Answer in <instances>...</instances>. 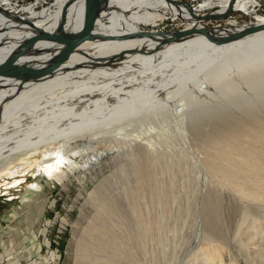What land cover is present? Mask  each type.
<instances>
[{
  "label": "rangeland",
  "instance_id": "374dc122",
  "mask_svg": "<svg viewBox=\"0 0 264 264\" xmlns=\"http://www.w3.org/2000/svg\"><path fill=\"white\" fill-rule=\"evenodd\" d=\"M8 1L15 6L13 9L25 7L16 15L21 19L13 21L27 26L25 20H33L29 17L31 12L36 14L49 8L53 12L58 0ZM163 1L167 6L155 10L161 17L154 22L139 23L138 30L164 32L174 26L178 27L176 29L192 26L188 19L193 15L187 7L182 6L186 11L179 13L170 7L175 4ZM178 1L191 4L198 15L217 12L220 8V5L214 4L196 9L199 3L208 0ZM144 11L152 10L142 8L137 13ZM106 13H109V5L101 15ZM184 14L188 15L187 19ZM261 19H264V4L257 3L250 6L248 12L233 9L221 19L197 23L199 26H222L232 30L258 24L263 22ZM59 24L60 21L56 28ZM137 38L152 39L138 36L130 39ZM9 39L10 34L6 33L3 40ZM139 53L146 54L142 51ZM212 64L202 67L195 75L185 76L175 89L158 93L153 101L165 99L180 104L183 100L190 105L193 98L188 89L193 82L197 85L208 82L205 85L206 88L210 86L209 97L193 104L195 110L186 116L185 128L190 148H183L176 140L174 152L181 155L187 164L192 162L196 152L205 149L214 151V148L226 143L264 152V62H255L247 68L236 65L233 71L229 69L220 74L215 70L220 64ZM206 71L207 76L203 75L206 78L203 80L201 75ZM232 78L236 79L227 85L228 79ZM216 83L221 85L218 87ZM153 97L150 94L145 100ZM157 106L150 104L148 110ZM61 140L0 158V264H73L76 242L70 247V254L67 253V246L73 222L78 219V240L80 238L84 245L85 254L90 258L100 257L104 262L107 258L113 259V236L117 235L116 231L121 225L126 228L131 223V210L132 216L135 210H149L152 219L157 220L149 240L147 264H206L205 257L209 260L212 258L210 262L213 263L210 264H218L219 260L222 264H264V251L261 256L250 251L252 245V249L264 247V191L258 187V183L264 181V172L253 173L244 185L249 190L262 189L259 191L260 199L240 196L212 172L206 173L209 177L207 182L204 181L206 187L196 192L191 170L181 173L177 165L168 167L165 158L134 157L132 150L108 142L98 144L85 156L75 155L74 163L70 162L51 178L43 173L41 162H52V155L48 152L44 155V151L50 147L56 149ZM112 153L114 156L110 158ZM94 156L97 163L84 171L86 161ZM82 174L85 176L82 177ZM252 224L255 225L254 229H250ZM93 225L104 226L101 237L96 229L89 230ZM159 225L161 229H158ZM179 234L182 244L176 258L173 257L174 248L179 243ZM97 237L102 238L103 242ZM210 246L211 251L208 249ZM217 246H221V249Z\"/></svg>",
  "mask_w": 264,
  "mask_h": 264
},
{
  "label": "bare ground",
  "instance_id": "6f19581e",
  "mask_svg": "<svg viewBox=\"0 0 264 264\" xmlns=\"http://www.w3.org/2000/svg\"><path fill=\"white\" fill-rule=\"evenodd\" d=\"M69 1L73 2L66 10L67 21L65 16L64 28L75 30L83 24L86 0ZM166 1L175 4L174 6L177 7L173 5L170 7L179 13L186 11L182 6L187 7L193 15V18L188 19L193 27H202L197 23L200 21L221 19L233 9L248 12L250 6L257 3L264 4V0H208L199 3L196 9L217 4L220 5L219 10L198 15L194 13L188 2ZM65 3L66 0L56 1L53 12L49 10L50 8L36 14L31 12L29 17L33 20H25L26 26L13 21L21 19L16 15L25 7L13 9L15 6L13 7L10 1L0 0V62L12 52L28 47L26 53L17 62L36 68L47 66L64 46L50 39L58 32L59 26L57 28L56 26ZM108 5L109 13L101 15ZM165 6L167 3L163 0H107L96 22V30L118 35L138 31L139 23L154 22L157 17H161V14L155 10ZM225 7L226 9L222 11ZM142 8L152 11L137 13ZM208 14L221 17L204 19ZM183 16L188 18V15ZM261 21L263 22L260 23H264V19ZM18 26L27 30L20 31L18 29L21 28H16ZM246 26L232 30L224 29L222 26L208 28H211L214 34L223 36ZM6 33L10 34L9 40H3ZM193 35L200 36L186 37L181 39L186 40L180 43L176 41L175 44L168 43L167 48L160 46L161 48L159 47L155 52L152 50L157 45L159 37L113 41L87 40L66 60L38 78L0 76V158H6L20 151L38 149L41 144L55 143L58 139H62L56 149L50 147L44 151V155L48 153L52 155V162L45 163L47 160L41 162L43 173L53 178L70 162L74 163L75 155L85 156L98 144L112 142L132 150L131 155L134 157L146 156L154 159L161 157L168 161V167L174 168L177 165L181 173L191 170L196 192L206 187L204 181L209 180L206 173L212 172L240 196L260 199L259 191L262 189L249 190L244 185L253 173L264 172V152L226 143L214 148V151L205 149L196 152L190 164L174 152L177 139L184 146L183 148H190L185 128L186 116L195 110L196 106H192L193 104L199 103L201 98L209 97L211 89L209 85L206 88L207 81L199 85L193 82L192 87L188 89L193 98L190 105L183 100L180 104L167 102L168 100L165 99L154 103L153 101L158 93L163 94L166 90L175 89L185 76L195 75L202 67L213 65L212 63L220 64L215 69L216 73L220 74L229 69L233 71L237 66L242 65L241 67L247 68L255 62H264V30L219 46L206 41L202 34ZM134 48L145 49L148 52L142 54L139 53L140 51H128L119 58L110 59L122 50ZM203 75L206 77L207 71L201 75L205 80ZM235 79H228L226 83ZM216 85L219 87L221 84L216 83ZM150 94L154 97L145 100ZM150 104L158 106L148 110ZM109 156L112 158L114 154ZM95 158V156L90 157L86 161L83 166L84 171L97 163ZM84 176L82 174V177ZM258 187L263 188L264 191V181L258 183ZM131 211L129 217L131 223L127 224L126 228L121 225L116 231L117 235L113 236L115 258H107L105 262L100 257L90 258L85 254L84 245L80 238L78 240L80 221L79 219L74 221L67 246V253L70 254V247L76 242L73 264H147L149 240L157 220L152 219L149 210H135L133 216ZM159 223H161L160 219ZM103 228L102 225L97 227L93 225L89 230L96 229L101 237ZM161 228L159 225L158 229ZM254 228L255 225L252 224L250 229ZM100 237L97 238L103 242ZM181 237L179 234V243L174 248L173 257H178L181 251ZM218 247L221 249V246ZM251 247L250 251L255 252L257 256L263 254L264 247L258 246L256 249ZM208 249L211 251L212 247ZM163 251L165 255V250ZM204 260L206 264L212 262L206 257ZM218 264H222V261L219 260Z\"/></svg>",
  "mask_w": 264,
  "mask_h": 264
},
{
  "label": "water",
  "instance_id": "95a60500",
  "mask_svg": "<svg viewBox=\"0 0 264 264\" xmlns=\"http://www.w3.org/2000/svg\"><path fill=\"white\" fill-rule=\"evenodd\" d=\"M70 1H67L64 4L62 9L61 17H60V24L58 27V32L55 36H53L50 41L62 43L64 46L63 48L57 53V55L52 58V61L45 66L44 68H36L30 67L28 65H24L18 63V59L26 53L28 47H24L20 50L12 52L5 60L0 62V76L6 77H18L24 79H32L38 78L43 73L55 68L59 63L66 60L70 54L78 48L82 43L87 40L92 39H102V40H126L130 39L134 36H142V37H149L155 38L159 37V41L157 45L153 48L152 51H156L160 46L164 44H168L171 42H175L177 40L184 39L189 37L195 33L202 34L206 41L210 42L214 45H223L227 42H230L234 39H239L242 37H246L250 34L255 32L264 30V23L256 24V25H248L238 31L220 36L214 34L210 29L206 27H189L183 29H170L166 31H159V32H152V31H144L138 30L135 32H126L123 34L115 35V34H107L105 32H99L96 30V22L100 15V12L105 7L107 0H86L85 5V18L83 24L75 30H65L64 22H65V11L69 5ZM222 15V14H221ZM221 16L208 14L204 16V19H211V18H220ZM158 33V34H156ZM160 35V36H157ZM52 42V43H53ZM130 49H125L110 57V59H116L123 54L125 51H129ZM133 51H142L148 52V50H143L141 48H134Z\"/></svg>",
  "mask_w": 264,
  "mask_h": 264
},
{
  "label": "built area",
  "instance_id": "2783aa9c",
  "mask_svg": "<svg viewBox=\"0 0 264 264\" xmlns=\"http://www.w3.org/2000/svg\"><path fill=\"white\" fill-rule=\"evenodd\" d=\"M174 28H178V27H176V26H174V27H171V29H174Z\"/></svg>",
  "mask_w": 264,
  "mask_h": 264
}]
</instances>
